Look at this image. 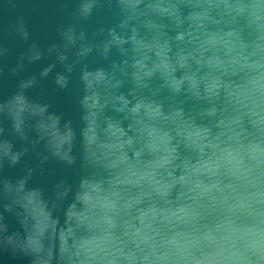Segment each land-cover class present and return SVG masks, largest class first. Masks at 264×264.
<instances>
[{"label": "clouds", "instance_id": "9594fccd", "mask_svg": "<svg viewBox=\"0 0 264 264\" xmlns=\"http://www.w3.org/2000/svg\"><path fill=\"white\" fill-rule=\"evenodd\" d=\"M118 2L123 35L112 29L111 39L89 42L75 25L63 31V47L78 44L80 58L116 44L130 59L83 74L92 170L67 203L59 256L53 210L73 192L63 182L52 201L24 181L6 187L27 233L16 244L35 253L34 264H264V0ZM95 3L82 0L79 15ZM128 76L134 104L119 92ZM164 89L168 110L155 98ZM189 98L204 102L193 114L182 107ZM109 104L125 112L127 128L105 115ZM26 110L10 106L18 130ZM59 119H42L37 130L71 164L74 132Z\"/></svg>", "mask_w": 264, "mask_h": 264}, {"label": "water", "instance_id": "95a60500", "mask_svg": "<svg viewBox=\"0 0 264 264\" xmlns=\"http://www.w3.org/2000/svg\"><path fill=\"white\" fill-rule=\"evenodd\" d=\"M81 3L82 0H0V224L5 226L0 228V264H34L36 261L35 253L26 251L15 242L26 238L27 233L18 214L19 205L13 202L11 194L5 193L8 185L15 187L21 181L25 182L27 189L42 190L45 199L50 201L56 199L54 191L61 182L72 186L73 192L63 208L53 210L54 218L59 220L56 257L59 256V229L68 226L67 203L74 198L79 180L92 170L91 165L86 167L83 150V130L87 126L83 119L86 113L83 74L100 68L111 71L114 65H122L125 59H130L116 44L111 46L107 55L102 47L94 46L82 58L77 56L78 44L63 47V31L69 25L76 26L77 34L81 29L85 30L89 42L111 39L112 29L121 35L125 33L120 27L123 13L118 0H96L87 17L79 15ZM128 34H131L130 30ZM130 45L131 42L123 47L130 48ZM61 50L66 59L60 58ZM69 65H72L71 71ZM128 70H132L130 65ZM62 76L65 78L63 83L60 81ZM159 83L154 78L152 87ZM133 87L132 78L128 76L119 92L134 104L136 100L130 91ZM143 93L151 95L148 89ZM168 95L170 93L164 89L155 97L163 100L165 110L172 103L164 99ZM188 95L184 93L178 99ZM16 103L26 105L28 109L19 130L14 113L10 111V106ZM203 103L189 98L182 107L186 113L193 114ZM105 115L122 120L125 128L131 122L124 119L125 112H118L111 104L106 106ZM49 117H59L61 129L65 125L73 129L71 155L74 162L71 164L55 155L48 138L42 137L37 130V124ZM129 134H132L131 130ZM12 154H18L15 162ZM9 236H14L13 241L8 240ZM53 264H57V259Z\"/></svg>", "mask_w": 264, "mask_h": 264}]
</instances>
